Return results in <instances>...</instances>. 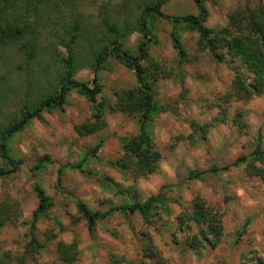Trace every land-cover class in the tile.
<instances>
[{
  "label": "rangeland",
  "instance_id": "rangeland-1",
  "mask_svg": "<svg viewBox=\"0 0 264 264\" xmlns=\"http://www.w3.org/2000/svg\"><path fill=\"white\" fill-rule=\"evenodd\" d=\"M105 1L114 5L121 0H97L95 4L84 3L82 9L94 13ZM201 3L206 11L202 25L216 29L226 26L227 15L237 7L264 5V0ZM160 11L168 18L198 15L192 0H168ZM149 26L152 37L146 41L147 52L162 69L153 87L158 112L151 117L148 129L150 141L160 154L157 169L146 177L132 178L127 171L107 165L122 156L120 139L133 136L137 130L135 116L123 115L113 108V93L135 87L134 74L109 58L94 78L98 88L95 103L101 108L98 131L86 133L81 129L83 124L93 122L91 106L76 91L69 90L59 108L42 110L37 118L6 134L5 154L18 163V168L0 176V203H15L16 213L11 216L12 221L0 227V252L19 254L33 237L40 249L34 262L25 264H65L58 259L55 244L71 241L76 244L77 260L70 264H111L110 257L122 264H140L142 247L148 244L164 264H260L259 258L264 261V183L247 177L242 167L185 180L191 171H207L237 157H247L257 139L264 150V88L260 95L246 101L235 100L231 88L237 77L247 82L251 78L238 61L226 57L217 62L207 52H198L194 44L196 33L179 29L177 34L186 53L185 62L180 63L170 44L168 21L161 19ZM44 37L53 40L40 29L38 40L43 45ZM141 41V36L133 33L124 48L136 54ZM0 54L1 128L14 119L19 121V111L30 94L45 85L41 75L36 77L37 87L29 85L28 76L16 70L22 62L13 57L11 50L4 49ZM47 60L37 59L31 75L39 74L49 63ZM73 79L92 88L93 76L87 69L78 70ZM83 157L86 160L81 162ZM0 168L10 169L2 158ZM57 169L60 180L56 183ZM34 183L42 188L51 206L47 217L30 228L31 212L37 203L31 189ZM162 186L169 187L161 191L168 212L159 210L151 226L143 225L137 213H114L96 222L89 235L85 222L76 213L77 201L100 212L129 202L128 193L119 191V187L135 191L134 199L143 202ZM195 196L221 213L223 228L218 245L197 255L180 249L183 236L174 232V217L188 212Z\"/></svg>",
  "mask_w": 264,
  "mask_h": 264
},
{
  "label": "trees",
  "instance_id": "trees-1",
  "mask_svg": "<svg viewBox=\"0 0 264 264\" xmlns=\"http://www.w3.org/2000/svg\"><path fill=\"white\" fill-rule=\"evenodd\" d=\"M96 1L0 0V53L4 49H9L14 58H20L22 63L16 65V70L19 69L26 77L28 76L30 86H38L39 81L36 80L38 75L43 77L42 84L45 85L34 94H30L29 101L19 111L21 116L19 121L14 119L12 124L0 128V158L10 167L8 170L0 168V176L12 174L18 168V163L8 159L5 154L7 136L28 120L37 118L42 110L48 112L59 108L69 90L76 91L91 106L93 122L83 124L81 129L86 133L98 131L101 108L95 103L94 96L98 88L94 85V78L96 72L107 65L109 58L134 74L135 87L113 93V108L123 115L135 116L137 130L133 136L120 139L122 156L107 165L121 172L127 171L132 178L146 177L155 172L160 154L150 141L148 129L151 117L158 112L153 87L162 69L160 64L152 60L146 48V41L152 37L149 25L154 21L164 19L171 25L168 36L180 63L185 62L186 53L177 34L178 30L193 31L197 35L194 44L198 52H207L217 62H222L226 57L230 61H238L250 74L249 82L237 77L232 85L231 95L235 100L246 101L261 94L264 88V5L237 7L227 15L225 27L211 29L202 25L206 11L201 0H192L198 9L197 16L176 18L164 17L160 11V7L168 0H121L114 5L105 1L99 3L94 13L83 11L84 3L95 4ZM40 29L53 40L48 41V38L44 37L46 44L40 43L38 40ZM133 33L139 34L142 38L136 54H131L124 48V42ZM39 58H46L49 63L38 71L39 74L31 75L32 65ZM80 69L91 72L92 88L73 79L74 74ZM32 80L34 82H31ZM227 99L228 97L224 100ZM94 150L96 148L91 152ZM85 160L83 157L81 162ZM239 167H242L247 177L256 178L264 183V150L259 139L255 141L254 148L247 157H237L225 166L211 167L207 171H191L186 174L185 180L198 179L210 172L214 175L228 172ZM37 168L38 164L33 167L34 170ZM59 180L60 170L57 169L56 183ZM168 188L162 186L155 195L139 202L134 199L135 191L129 192L127 188L119 187V191L128 193L129 202L123 201L100 212L91 211L82 202L77 201L76 213L85 222L89 235L96 222L114 213L124 216L137 213L143 225L151 226L153 216L156 218L159 210L168 212L166 199L161 192ZM31 189L37 203L31 212L30 228L40 218L47 217L46 212L51 206L50 199L38 184H32ZM15 205L0 203V227L12 221L11 216L16 213ZM174 222V232L183 236L180 249L189 250L195 255L207 248L214 249L223 235L221 213L199 196L190 201L188 212H181L174 217ZM171 235L174 243L178 244L175 235L173 233ZM39 249L40 245L30 237L19 254L0 252V264L34 262ZM55 252L58 259L65 264L77 260L74 241L69 244L57 242ZM141 258L140 264H164L161 257L153 251L151 244L143 245ZM110 261L111 264H122L114 257H110ZM258 262L264 264L260 258Z\"/></svg>",
  "mask_w": 264,
  "mask_h": 264
},
{
  "label": "crops",
  "instance_id": "crops-1",
  "mask_svg": "<svg viewBox=\"0 0 264 264\" xmlns=\"http://www.w3.org/2000/svg\"><path fill=\"white\" fill-rule=\"evenodd\" d=\"M208 28H211L210 26Z\"/></svg>",
  "mask_w": 264,
  "mask_h": 264
}]
</instances>
